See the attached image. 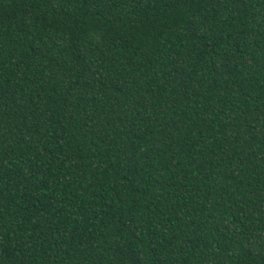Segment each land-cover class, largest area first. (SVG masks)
<instances>
[{"label":"trees","instance_id":"trees-1","mask_svg":"<svg viewBox=\"0 0 264 264\" xmlns=\"http://www.w3.org/2000/svg\"><path fill=\"white\" fill-rule=\"evenodd\" d=\"M0 264H264V0H0Z\"/></svg>","mask_w":264,"mask_h":264}]
</instances>
